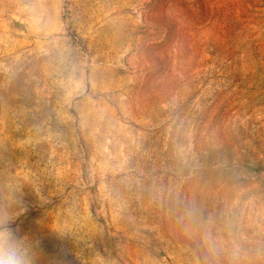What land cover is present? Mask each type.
<instances>
[{"label":"rangeland","instance_id":"374dc122","mask_svg":"<svg viewBox=\"0 0 264 264\" xmlns=\"http://www.w3.org/2000/svg\"><path fill=\"white\" fill-rule=\"evenodd\" d=\"M0 220L30 264H264V0H0Z\"/></svg>","mask_w":264,"mask_h":264},{"label":"clouds","instance_id":"9594fccd","mask_svg":"<svg viewBox=\"0 0 264 264\" xmlns=\"http://www.w3.org/2000/svg\"><path fill=\"white\" fill-rule=\"evenodd\" d=\"M0 264H30L26 250L5 220H0Z\"/></svg>","mask_w":264,"mask_h":264}]
</instances>
